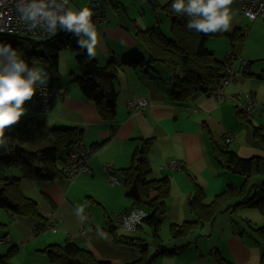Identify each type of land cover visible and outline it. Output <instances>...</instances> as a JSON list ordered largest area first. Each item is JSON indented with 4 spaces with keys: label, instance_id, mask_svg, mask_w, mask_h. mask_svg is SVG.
Instances as JSON below:
<instances>
[{
    "label": "crops",
    "instance_id": "obj_1",
    "mask_svg": "<svg viewBox=\"0 0 264 264\" xmlns=\"http://www.w3.org/2000/svg\"><path fill=\"white\" fill-rule=\"evenodd\" d=\"M120 1L125 4L129 15L137 20L141 28H149L156 24L158 15L155 10L153 12L146 5H139L136 8L133 4L135 0ZM140 6L144 7L141 18L138 17ZM230 8L233 22L231 30L227 33L231 35L242 26L249 27L248 39L245 42L240 40L244 43L241 51L234 48L237 41L232 43L228 37H213L207 45L215 52L218 60L223 61L226 53L232 49L250 65L246 68L240 64L236 66V78L227 85L225 89L227 97L222 101L211 94L198 92L190 102L178 103L172 97L170 80L174 72L170 67L160 63L152 64L147 70L123 68L120 69L115 80L118 90L116 118L112 124H108L100 120L95 105L83 96L80 87L76 83L70 84L73 78L81 75L74 52L69 50L61 52L59 74H53L44 65H36L37 68L48 73L47 85L66 88L64 98L54 101L50 110L42 116L46 123L48 119H51L52 123L49 127L75 128L77 132L82 133V138L89 147L99 142L104 143L92 150L91 172L78 174L74 181L65 176L53 181L39 180L26 176L29 171L22 167L10 171L11 175L20 179L23 192L38 202L39 211L45 217L44 223L48 224L56 219L58 227L57 232L49 237L44 236L42 239L38 237L34 241L30 239L23 246V264L34 263L35 257H39L36 251L43 252L52 242L63 244L62 241L68 240L92 250L100 259L115 263H123L139 257L138 252L124 249V245L115 244L111 233L105 230L106 215L128 212L133 207L132 201L126 196L123 183L112 184L104 166L109 164L121 181L120 170L132 164L134 151L143 144V139H153L149 152L152 165L149 178L168 177L171 181V193L166 201L167 216L163 223L165 226V229H162L163 237H167L172 223L193 219L188 205L194 188L189 173L205 188L206 203H210L216 195L221 193L227 182L238 186L243 184V179L237 178L238 175L235 173L231 176V172L215 160L209 136L205 130V126H208L214 137L220 140L225 131L231 130L235 135V143L230 146V149L233 148L244 158L256 155L264 157V148L253 135L251 124L254 122L250 123L240 117L239 103L231 98L232 95L251 91L256 100L263 104L264 112V80H259L252 75L259 71L256 64H252L258 60L259 56L255 51L247 50L249 44L255 41L264 51V22L260 21L263 19H257L253 23L243 17L239 0L233 1ZM97 31L100 44L97 47L96 59L102 65L112 59L119 61L132 50L140 49L135 36L110 17L109 22ZM137 98L145 99L147 104L141 109L132 111L128 102ZM240 102L245 103L246 99L242 98ZM25 107L28 112L20 121L33 116L31 101ZM171 161L181 163L185 170H172L169 167ZM78 205L84 206V216L87 212L91 216L92 222L87 226L85 235H82L81 231L84 222L82 223L75 215ZM247 209L238 211L241 217L240 222L235 218L238 212H226L218 215L213 223L199 229L196 236L200 239L195 244L198 245L196 249L198 251L189 253L190 261L186 259L183 263L179 258L175 264H213L211 250L215 247L228 261L235 259V264H260L264 244L256 239L245 220L251 221L252 226L259 227L264 225V215H259L261 213L258 214L253 209ZM19 220L22 221H15L10 225V231H0V239L7 236L9 240L6 243L17 244L20 241L24 243L27 236L32 233L37 235L34 228L38 220L21 218ZM234 226L242 228V234L234 232ZM98 230L106 233V238L97 236ZM245 230L250 231L247 237ZM212 238H215V241L208 242L210 246L206 244V249H210L202 251L199 242L203 240L204 244L208 239L213 240ZM172 240L173 243L177 242ZM199 251L200 255H198ZM204 252L209 255L205 256ZM29 256H33V261L28 260ZM166 258L169 257L162 258V264H165ZM39 259L44 263L42 257Z\"/></svg>",
    "mask_w": 264,
    "mask_h": 264
},
{
    "label": "trees",
    "instance_id": "obj_2",
    "mask_svg": "<svg viewBox=\"0 0 264 264\" xmlns=\"http://www.w3.org/2000/svg\"><path fill=\"white\" fill-rule=\"evenodd\" d=\"M96 1H101L107 17V7H110L116 15L119 26L135 36L144 52L141 49H134L130 54L123 56L121 60L112 59L102 65L96 58L88 59L86 50L77 44V38L62 30L41 42L16 35L1 37L0 41L11 44L18 54L29 63V66L36 67L41 63L48 67L53 74L60 73L59 63L62 51L69 50L76 53L81 75L73 78L70 84L76 83L80 87L83 96L95 105L100 120L108 124H112L116 118L118 90L115 80L120 69L147 70L152 64H165L174 72L170 80L173 99L178 103H188L198 92L210 94L214 83L222 78L224 60L216 58L215 52L207 45L208 41L213 37H228L233 43L237 40L244 42L246 38L240 34V30L229 35L227 31L203 34L188 29L187 18L177 16L172 12L170 7L172 0H141L151 3L155 11L160 9L170 18L171 36L165 34L158 16L154 26L144 29L138 25L135 18L129 15L127 7L122 1ZM249 65L248 62L247 66ZM252 75L259 80H264V70L252 73ZM64 89L66 94V88L64 87ZM38 93L39 91H37ZM54 101L50 103V107ZM32 108L33 116L31 118L22 120L7 130V147L0 148V209H5L15 217L36 218L38 223L34 230L38 234L47 224L44 223L45 217L39 211L38 202L23 192L20 179L11 175L10 171L22 167L29 171L26 176L43 181L67 177L64 172L66 159L73 142L82 138V133L77 132L75 128H50L42 117L49 110L45 113H35L33 105ZM262 114L263 111L260 116ZM239 115L243 120L252 123V120H249L240 108ZM252 125L254 137L264 148V124ZM205 130L218 164L231 173L245 177V179L240 186L227 182L224 190L216 195L210 203H206L205 188L189 173L194 187L188 201L193 219L172 223L168 229L171 239H181L185 242L178 244L179 246L174 249H168L164 245L162 229L167 216L166 201L171 193V181L168 177L149 178L152 172L149 152L153 139L146 138L143 139V144L134 151L132 164L120 170L122 179L119 181L123 183L126 196L132 201L133 208L140 207L150 210L139 230L148 227L151 241L142 236L119 234L120 226L115 223L113 214L106 215L105 227V230L111 233L115 244L139 251L140 255L137 260L128 263H115L111 260L100 259L92 250L68 240L63 244H50L43 250L49 264H156L161 257L177 255L180 251L196 244L198 236L193 241L188 238L197 234L199 229L213 223L220 214L257 208L264 215V157L258 155L249 158L241 157L229 147H222V137L221 140L216 139L208 126H205ZM103 143H96L90 148L94 150ZM182 169L185 170L183 165ZM258 177L261 181L253 182V178ZM245 222L253 235L263 244L264 225L254 227L251 221L245 220ZM1 225L3 223L0 222ZM240 229L239 233L242 234L243 230ZM151 242L157 246L154 253H151L150 250ZM17 250L19 248L14 245L6 254H1L0 264H11V256ZM211 254L214 264H230L217 247L211 250ZM260 264H264V252L261 255Z\"/></svg>",
    "mask_w": 264,
    "mask_h": 264
},
{
    "label": "clouds",
    "instance_id": "obj_3",
    "mask_svg": "<svg viewBox=\"0 0 264 264\" xmlns=\"http://www.w3.org/2000/svg\"><path fill=\"white\" fill-rule=\"evenodd\" d=\"M233 0H172V12L188 20L187 27L197 33L215 34L231 30L233 16L230 6ZM15 10L27 31H40L54 35L58 30L71 33L87 58L94 59L100 44L99 34L89 7L74 9L69 0H15ZM49 75L43 69L29 66L11 44L0 41V148H6V132L17 125L28 109L37 91L44 92ZM51 119L47 124L51 126ZM83 205L76 207L75 215L83 223ZM146 213L133 212L124 221L121 232L131 234ZM106 238V233L97 231Z\"/></svg>",
    "mask_w": 264,
    "mask_h": 264
},
{
    "label": "built area",
    "instance_id": "obj_4",
    "mask_svg": "<svg viewBox=\"0 0 264 264\" xmlns=\"http://www.w3.org/2000/svg\"><path fill=\"white\" fill-rule=\"evenodd\" d=\"M69 0V4H70ZM147 1V0H143ZM154 1V0H151ZM241 2V14L243 17L247 18L249 21L253 22L257 19L264 20V0H240ZM91 9L94 13L93 22L96 28L103 26L108 23V17L106 16L105 9L101 1H93ZM58 30L56 33H58ZM249 32L248 26H242L240 28V34L247 36ZM55 33V34H56ZM54 34V35H55ZM7 35H16L27 37L31 39H45L53 35L42 33L40 31H27L25 27L19 20V16L15 10V0H0V38ZM240 64L242 67L246 68L248 61L238 54L230 50L226 53L224 57V69L222 72V78L214 83L212 86L210 94L214 96L217 100L222 101L227 96L225 89L227 85L233 82L236 78V66ZM169 80H167L168 82ZM65 94L64 87L60 86H48L44 92L39 91V93L33 98L32 105L34 107L35 113H45L49 110L50 103L54 100L61 99ZM232 99H235L239 103V108L245 114L249 120H254L256 117L260 116L263 111V105L258 100L251 91L244 94L232 95ZM242 98L246 99V102L241 103ZM147 104V101L142 98L132 99L128 102V106L132 111L143 108ZM235 143V135L231 130H227L222 135L221 145L222 147H230ZM92 149L85 143L83 138L76 139L70 149L69 155L66 159L64 172L65 175L74 181L78 174L91 172L90 160L92 157ZM169 167L172 170L178 171L182 169V164L177 161H171ZM104 170L109 174L112 184H119L120 181L116 176L115 172L111 169L109 164L104 166ZM143 211L146 213L142 217L140 223L136 224L135 231H137L143 224L144 219L147 217L148 212L140 207H135L129 212L125 213H114L113 219L115 223L122 227L124 221L133 212ZM87 219L84 220V224L81 226V231L84 233L86 231V226L91 224V219L89 218V213H86ZM56 219H53L50 223L46 224L41 230L43 233L52 232L55 233L58 230ZM36 232V230H34ZM39 231V232H41ZM241 229L234 226V232L239 233ZM9 237H4L0 239V243H6Z\"/></svg>",
    "mask_w": 264,
    "mask_h": 264
},
{
    "label": "rangeland",
    "instance_id": "obj_5",
    "mask_svg": "<svg viewBox=\"0 0 264 264\" xmlns=\"http://www.w3.org/2000/svg\"><path fill=\"white\" fill-rule=\"evenodd\" d=\"M91 1L92 0H71L70 1V6L71 7H73L74 9H80V8H83V7H89L90 6V4H91ZM234 2L235 1H238V0H233ZM134 5H135V7L137 8V7H139V5H142V6H144V5H146L149 9H151L153 12H154V8H153V6H152V4L151 3H149V2H142L141 0H135V2L133 3ZM142 6H140V14L138 15V17H140L141 18V16H142V14H143V12H142V8H144V7H142ZM107 12H108V16L110 17V18H112L113 20H116V15L115 14H113L112 12H111V9H110V7H107ZM156 14H158V16H160L161 18H160V20H161V22H162V28H163V30H164V32H165V34L167 35V36H171L172 34H171V20H170V18H168L165 14H164V12L162 11V10H160V9H158L156 12H155ZM260 21H262V22H264V20H260ZM253 23H254V21H253ZM259 23V22H258ZM248 34H249V32H248ZM248 36L249 35H247L246 36V39L244 40V42L248 39ZM34 41H36V42H41V41H43V39H33ZM243 44L244 43H242L240 40H237V42L234 44V48L235 49H237V51H241V48H242V46H243ZM263 46H264V43H263ZM140 49L142 50V52H144V49H143V47H141L140 46ZM230 50H232V49H229V51ZM247 50H252V51H255V53H256V55L257 56H259L258 57V60H256V61H254V63H252V64H256L255 66H256V68H258L259 69V71L258 72H261L262 70H264V51L260 48V46H258L257 45V43L255 42V41H253V42H251L250 44H249V46H248V49ZM128 54H130V53H128ZM127 54V55H128ZM73 55H74V57H76V53H73ZM78 63V62H77ZM37 65H42L41 63H39V64H37ZM160 65H163V66H166L165 64H162V63H160ZM79 66V65H78ZM166 67H169V66H166ZM253 122H254V124L255 125H260V124H264V112H263V114H262V116L261 117H256L254 120H253ZM248 123V122H247ZM250 124V123H249ZM252 125V124H251ZM230 148V147H229ZM231 150H233V148L231 149ZM232 174L233 173H231V176H232ZM237 175V174H236ZM237 178H240V179H245V177H243V176H240V175H238V176H236ZM261 181V179L258 177V178H253V182H260ZM145 209V208H144ZM251 209H253L254 211H257V213L259 214L260 213V211L257 209V208H248L247 210H251ZM145 211H147V212H149L150 210L148 209V208H146L145 209ZM259 215H262V214H259ZM28 219V220H35L36 218H33V217H15V216H12L8 211H6L5 209H0V222L1 223H3V225H1L0 226V231H4V232H8V231H10V225L11 224H13L15 221H22V220H19V219ZM235 218H236V221H238V222H240V214H239V212L235 215ZM37 220V219H36ZM27 221V220H26ZM21 223V222H20ZM254 225L255 226H257L256 225V223H254ZM261 226V225H260ZM120 228L121 227H119L118 228V233L119 234H121V235H129V236H142V237H144V238H147L149 241H151V235H150V229L148 228V227H145L143 230H144V232L141 230H139V231H137V232H133V233H131V234H128V233H124V232H121L120 231ZM163 229H165V226H163ZM78 231H80V230H78ZM30 233H32V232H30ZM80 233V232H79ZM249 233H250V231H248V230H245V234H246V237L249 235ZM53 233L52 232H47V233H43L42 231L41 232H39L37 235L36 234H34V233H32V234H30L29 236H27V239H26V241L23 243H21V241H20V243H3V244H1L0 245V255L1 254H6L14 245H17V247L19 248V250H17V251H15V252H13L14 254H13V256H11V259H10V261H11V264H23L22 263V260H23V254H22V252H23V246H25V244H27L28 242H29V240L31 239V240H36V238H38V237H41V239L42 238H44V236L45 237H49L50 235H52ZM47 235V236H46ZM82 235H85V233H82ZM162 235H163V232H162ZM197 236H196V234L195 235H193V236H191V237H189L188 239L189 240H191V241H193V240H195V238H196ZM198 239H200V237L198 238ZM213 240H211V239H208L207 240V242L206 243H204L203 244V240H201L200 242H199V246H201V250L202 251H205V250H209V249H206V244L208 243V242H213V241H215V238H212ZM257 239V238H256ZM32 241V242H33ZM173 241V240H172ZM177 242L176 243H173V242H171V237H170V235L167 233V237H164V245L168 248V249H174L176 246H179L178 244H180L181 242H185V241H183V240H181V239H179V240H176ZM62 242H65V241H62ZM53 243V242H52ZM51 243V244H52ZM49 244V243H48ZM197 244V243H196ZM264 244V243H263ZM193 245H195V244H193ZM48 246V245H47ZM208 246H210L209 245V243H208ZM156 248H157V246L155 245V243L154 242H151V244H150V250H151V253H154L155 252V250H156ZM198 248V245H195L194 247H192V248H189V249H185V250H183V251H180L177 255H171V256H166V257H169V258H166L167 260H166V262H165V264H175V261L177 260V259H179L180 258V260L184 263L185 262V260L186 259H188L189 257H190V254L192 253V252H195V251H198V250H196ZM124 249H127V250H129V251H134V252H138L139 253V251L137 250V249H132V248H130V247H127V246H124ZM37 252V254L39 255V257H42V259H44V263H43V261H40V259H39V257L37 256V257H35V262L34 263H32V264H47V261H48V258H47V256H46V254H44L43 252H41V251H36ZM190 253V254H189ZM204 254H205V256H207V255H209V253H206V252H204ZM140 255V254H139ZM198 255H200V251L198 252ZM126 258V257H125ZM138 258V257H137ZM162 258L163 257H161L159 260H158V262L156 263V264H162ZM33 256H29L28 257V260L29 261H33ZM47 260V261H46ZM134 260H137L136 258H134V259H130L129 261H125V262H123V263H128V262H131V261H134ZM235 259H233L232 261L231 260H229L230 262H231V264H235L236 262L234 261ZM45 261H46V263H45ZM188 261H190V259H188ZM214 264V263H213Z\"/></svg>",
    "mask_w": 264,
    "mask_h": 264
}]
</instances>
